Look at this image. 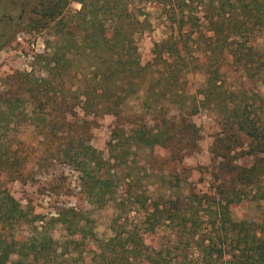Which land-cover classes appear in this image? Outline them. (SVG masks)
<instances>
[{
    "label": "trees",
    "instance_id": "16d2710c",
    "mask_svg": "<svg viewBox=\"0 0 264 264\" xmlns=\"http://www.w3.org/2000/svg\"><path fill=\"white\" fill-rule=\"evenodd\" d=\"M33 1L25 27L29 31L53 28L57 45L50 55L43 58L45 77L29 73L14 76L12 81L16 83L17 91L22 90L38 105H44V100L49 98L48 90L51 89L54 100L57 99L54 106L58 110L66 109L67 104L69 107L70 104L81 103L84 112L97 111V105H100L105 113L116 116L125 94L137 95L143 90L155 104H173L175 98L180 97L176 87L181 69L186 65L182 63L178 41L169 38L153 44L152 58L163 65L155 78L137 61L133 35L141 34L149 27L140 5L130 9L122 0L108 1L105 5H99L95 0H72L80 8L73 14H67L63 12L69 0ZM194 1L137 0L139 4L167 7L177 31L187 25L190 32H197L195 41L203 39L202 43L206 45L207 50L200 55L202 57L197 63L204 73L201 99L188 110L181 105L179 111L191 114L204 108L217 111V131L208 149L211 189L200 197L191 195L187 199L188 206L190 202L197 206L193 207L189 217L180 215L178 201L169 202L167 208L152 203L148 209L143 206L145 200L134 196L129 200V205L142 208L144 227L122 234L114 232L94 253L95 264H264V221L257 224L250 214L245 221L240 220L233 217L230 210L236 202L248 198L247 194L251 195L250 201L264 199L261 185L264 175V95L255 93L251 98L255 104L245 103L241 97L225 99L219 93L217 84L222 64L240 69L249 80L264 83V50L252 45L253 36L264 37V0ZM175 13L178 19H174ZM200 28L204 31L200 32ZM185 46L183 43L182 47ZM69 55L71 58L85 55L93 64L87 69L90 83L82 87L78 94L73 92L70 102L65 103L66 91L62 84L50 82L52 79L62 82V78L68 74ZM177 60L182 62L178 64ZM145 83L147 85L142 87ZM53 85L54 89L51 87ZM181 95H184L183 91ZM12 102L8 94L0 95V123L8 119ZM185 122V117L179 118L178 131L172 130L174 124L167 128L163 123L164 128L154 133H146L142 129L131 131L128 139H124L125 144L131 141L137 149L164 147L176 134H186L189 141L195 129ZM62 124L60 122L54 126ZM111 134L108 149L114 151L118 140L115 131ZM182 140L183 137L179 138L178 143ZM76 148L69 143L67 151L74 152L65 153L64 156L78 165L86 198L89 202L105 198L111 180L102 179L100 175L103 161L89 147L82 149L84 158L79 160ZM236 151L250 158L249 166L235 164ZM4 164L3 154L0 153V166ZM187 204H181L184 211L187 210ZM204 206L208 210L212 208L213 217L209 227L198 229L197 210ZM138 207L136 210L140 209ZM81 219L79 211L65 209L51 220L63 227L70 242L76 243L73 236ZM17 220H26L28 223L35 221L28 219L10 195H0V223ZM176 220L181 222L185 232L184 251H194L185 262L183 259L177 261L166 257L161 248L151 245L147 239L159 222L173 223ZM187 222L190 223L188 227ZM36 230L34 232L40 235V239L35 236L33 241H0V264H9V257L14 254L19 257L18 264L30 256L31 261L36 263L41 254L46 260L42 259L37 264H53L50 259L53 254L50 250L51 240Z\"/></svg>",
    "mask_w": 264,
    "mask_h": 264
},
{
    "label": "rangeland",
    "instance_id": "374dc122",
    "mask_svg": "<svg viewBox=\"0 0 264 264\" xmlns=\"http://www.w3.org/2000/svg\"><path fill=\"white\" fill-rule=\"evenodd\" d=\"M22 1L26 2V7L15 29L2 27L15 24V19L20 14L19 9L13 10L3 2L0 3V95L8 94L11 102L14 101L8 119L0 123V153L5 160V164L0 166V195H10L28 219L35 221L0 223V241H33L35 236L40 239V235L37 236L34 232L37 228V232L51 240L50 250L53 254L50 259L53 264H95L94 253L114 232L122 234L144 227L142 208L137 206L140 209L136 210V205L133 208L129 205V200L134 196L145 200L143 206L148 209L152 203L167 208L169 202L178 201L180 215L186 214L189 217L193 207L197 206L191 202L188 206L187 199L191 195L200 197L211 189L208 149L217 131V111L205 108L198 109L193 114L179 111L181 105L188 110L201 99L204 73L197 63L202 57L200 55L207 50L202 43L203 39L195 41L198 34L190 32L187 25L177 31L167 7L139 4L137 0H122L130 9L140 5L148 21V29L141 34H134L133 39L137 61L147 68L153 78L163 69V65L152 58L153 44L169 38L179 42L177 47L183 62H177L186 65L181 69L176 87L180 97H176L173 104H155L143 90L137 95L125 94L116 116L105 113L100 105H97V111L84 112L81 103L70 104L69 107L67 104L66 109L58 110L54 106L57 99L54 100L51 89L48 90L49 98L42 102V106L28 94H23L22 90L17 91L16 83L12 81L14 76L29 73L45 77L43 58L50 55L57 45L53 28L29 31L25 27L29 7L34 1L17 0V3ZM95 1L99 5H105L108 1L116 0ZM200 1L203 0L194 2ZM79 8V4L69 0L63 13L73 14ZM8 18H12V21L6 24ZM174 19H178V14L175 13ZM199 31L204 30L200 28ZM253 41V46L264 50L263 36L255 35ZM183 43L186 44L185 47H182ZM68 58V74L62 78V82L54 79L50 82L62 84L66 91L65 103L70 102L73 92L78 94L82 87L90 83L87 69L93 64L85 55L72 58L69 55ZM218 77L219 93L225 99L241 97L245 103L255 104L251 101L253 95H264L263 81L247 79L234 66L222 64ZM145 85L147 83L142 87ZM51 87L54 89L55 85ZM182 91L184 95H181ZM210 109L213 108L210 106ZM180 117H185V121L195 129L189 141L186 134H176L164 147L137 149L131 141L125 144L124 139H128L129 133L138 129L154 133L164 128L163 124L167 128L174 124L172 130L178 131ZM60 122L63 124L54 126ZM112 131H115L118 146L116 150L109 151L108 141L113 135ZM182 137L183 140L178 143V139ZM69 143L77 147L78 150L75 151L79 160L84 158L82 149L89 147L103 161L100 175L102 179L111 180L109 193L105 198L92 202L86 198L78 165L64 156L65 153L74 152L67 151ZM239 153L235 152V164L249 166L250 158ZM261 185L264 189V175ZM250 196L247 194L248 198H242L230 210L233 217L244 221L250 214L258 224L264 221V199L250 201ZM181 204H187V210L184 211ZM65 209H74L82 215L73 236L76 243L70 242L63 227L51 220ZM197 211L198 229L209 227L213 217L212 208L208 210L204 206ZM38 219L41 221L38 222ZM189 225L187 222L186 227ZM184 233L179 220L173 223L165 221L159 222L147 239L151 245L161 248L166 257L177 261L183 259L185 262V259L191 258L193 250L184 251ZM31 257L21 264H37L42 259L46 260L42 254L36 263L31 261ZM18 259L16 254L11 255L9 264H18Z\"/></svg>",
    "mask_w": 264,
    "mask_h": 264
},
{
    "label": "flooded vegetation",
    "instance_id": "af4514ba",
    "mask_svg": "<svg viewBox=\"0 0 264 264\" xmlns=\"http://www.w3.org/2000/svg\"><path fill=\"white\" fill-rule=\"evenodd\" d=\"M2 2L13 10L19 9L20 14L16 17L15 24L12 26L8 25V26L2 27L3 29H15L17 27L18 23L21 21V15L24 13V10L26 7V2L22 1L20 3H17V0H0V3H2ZM0 12H1V9H0ZM11 21H12V18H8L6 24L11 23Z\"/></svg>",
    "mask_w": 264,
    "mask_h": 264
}]
</instances>
